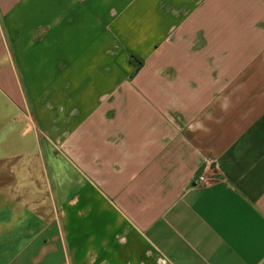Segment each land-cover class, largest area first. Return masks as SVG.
I'll return each mask as SVG.
<instances>
[{"label": "crops", "instance_id": "obj_1", "mask_svg": "<svg viewBox=\"0 0 264 264\" xmlns=\"http://www.w3.org/2000/svg\"><path fill=\"white\" fill-rule=\"evenodd\" d=\"M0 264H264V0H0Z\"/></svg>", "mask_w": 264, "mask_h": 264}, {"label": "built area", "instance_id": "obj_2", "mask_svg": "<svg viewBox=\"0 0 264 264\" xmlns=\"http://www.w3.org/2000/svg\"><path fill=\"white\" fill-rule=\"evenodd\" d=\"M209 179H210V177H206L205 175H200V176L198 177V182H199V183H206V182L209 181Z\"/></svg>", "mask_w": 264, "mask_h": 264}]
</instances>
